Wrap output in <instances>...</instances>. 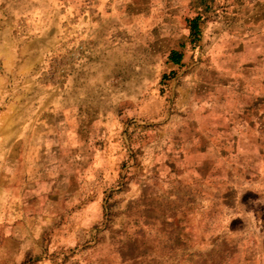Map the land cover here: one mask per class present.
Wrapping results in <instances>:
<instances>
[{"label":"rangeland","instance_id":"374dc122","mask_svg":"<svg viewBox=\"0 0 264 264\" xmlns=\"http://www.w3.org/2000/svg\"><path fill=\"white\" fill-rule=\"evenodd\" d=\"M0 69V264H264V0H0Z\"/></svg>","mask_w":264,"mask_h":264},{"label":"crops","instance_id":"0c3cea01","mask_svg":"<svg viewBox=\"0 0 264 264\" xmlns=\"http://www.w3.org/2000/svg\"><path fill=\"white\" fill-rule=\"evenodd\" d=\"M170 4L172 5V8L167 11L173 13L174 4ZM198 16H200L198 13L189 15L187 22ZM202 22L204 21L201 17L200 27ZM4 51L5 50H3V52ZM173 52L178 51L174 50ZM178 53L182 55L181 63L183 60V54L182 52ZM12 78L13 77L8 74V70L0 69V149H5L7 147L9 149H17L21 145V140L27 139L30 136L31 131L30 116L28 115L29 102L27 99H24L23 96L17 95V97L15 95V92L19 91L21 85L18 83L14 84Z\"/></svg>","mask_w":264,"mask_h":264},{"label":"trees","instance_id":"16d2710c","mask_svg":"<svg viewBox=\"0 0 264 264\" xmlns=\"http://www.w3.org/2000/svg\"><path fill=\"white\" fill-rule=\"evenodd\" d=\"M201 17L198 16L194 19L189 21V28H190V38L192 43H197L200 40L201 35V27H200ZM171 59L174 63H180L182 59V55L178 52H173L171 55Z\"/></svg>","mask_w":264,"mask_h":264}]
</instances>
